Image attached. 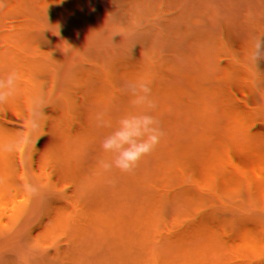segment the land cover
Segmentation results:
<instances>
[{
  "label": "trees",
  "instance_id": "obj_1",
  "mask_svg": "<svg viewBox=\"0 0 264 264\" xmlns=\"http://www.w3.org/2000/svg\"><path fill=\"white\" fill-rule=\"evenodd\" d=\"M256 36L264 0H0V74L21 75L0 105V264H264ZM140 78L164 134L104 173L97 113L143 112L121 91Z\"/></svg>",
  "mask_w": 264,
  "mask_h": 264
},
{
  "label": "clouds",
  "instance_id": "obj_2",
  "mask_svg": "<svg viewBox=\"0 0 264 264\" xmlns=\"http://www.w3.org/2000/svg\"><path fill=\"white\" fill-rule=\"evenodd\" d=\"M59 35V31H54ZM250 64L258 66L264 60V36L253 38L251 50L247 53ZM21 75L16 70L7 74H0V105L8 102L19 88ZM151 82L143 78L125 81L121 91L130 97L132 108H143L140 113L129 114L117 121V126L112 127L111 121L105 119V113H97L98 126L112 129L104 135L100 141V149L104 153L111 154L110 159H98V167L104 173H111L113 169L121 173L131 174L135 171L139 161L150 154L163 136V130L159 120L151 114L156 109V103L151 98ZM30 124L33 127L39 126V121L30 114ZM14 145L11 143L0 144V151H12ZM114 183V180H109Z\"/></svg>",
  "mask_w": 264,
  "mask_h": 264
},
{
  "label": "rangeland",
  "instance_id": "obj_3",
  "mask_svg": "<svg viewBox=\"0 0 264 264\" xmlns=\"http://www.w3.org/2000/svg\"><path fill=\"white\" fill-rule=\"evenodd\" d=\"M191 60H192V62H194L196 64L198 63V59L196 56H191Z\"/></svg>",
  "mask_w": 264,
  "mask_h": 264
}]
</instances>
